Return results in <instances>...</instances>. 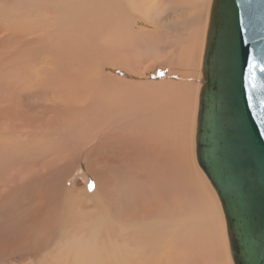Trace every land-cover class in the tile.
I'll return each instance as SVG.
<instances>
[{"label": "bare ground", "instance_id": "6f19581e", "mask_svg": "<svg viewBox=\"0 0 264 264\" xmlns=\"http://www.w3.org/2000/svg\"><path fill=\"white\" fill-rule=\"evenodd\" d=\"M211 1L72 0L74 4L68 1L67 5L37 7V17L42 19H30L44 25L43 35L54 38L78 30L77 39L84 40L73 54H64L66 60L73 55L74 61L80 62L76 53L83 48L78 51L83 60L97 62L67 70L53 55L48 62L56 61V68L53 64L40 65L38 56L32 55L30 64L22 67L40 72L46 69L44 78H54L60 93L39 118L24 115L21 107L10 101L9 91L0 93V147L10 149L18 164V172L5 174L0 170V210L7 208L10 200L22 205L14 197L28 194L22 212L19 206L15 217L4 215L0 219V264L29 255L27 251L17 253L35 242L39 245L33 250L39 257L34 264H233L220 202L205 175L204 179L195 168L189 147L192 132L195 135L192 115L196 119ZM134 14L162 22L173 39L167 41L152 32L135 30L131 23ZM140 50L143 52L138 53ZM138 54L149 58L136 59ZM155 65L171 68L160 80H144ZM111 66L118 75L126 76L113 74ZM96 96L98 108L92 110L89 102ZM92 141L94 144H90ZM94 145L101 150L97 162L131 164L148 180L142 179L144 188L125 214L112 213L111 197L100 191L101 186L91 195L92 207L84 208L82 189L74 192L54 183L69 173L74 163L67 155L69 151H88ZM24 152L31 156H24ZM43 157L50 166L37 165ZM57 159L58 164L52 166ZM59 195L62 200L55 206ZM39 214L52 220L39 226L35 220ZM46 236L54 239L53 245ZM182 254L183 261L175 260Z\"/></svg>", "mask_w": 264, "mask_h": 264}, {"label": "water", "instance_id": "95a60500", "mask_svg": "<svg viewBox=\"0 0 264 264\" xmlns=\"http://www.w3.org/2000/svg\"><path fill=\"white\" fill-rule=\"evenodd\" d=\"M195 158L214 189L233 264H264V0H212Z\"/></svg>", "mask_w": 264, "mask_h": 264}, {"label": "rangeland", "instance_id": "374dc122", "mask_svg": "<svg viewBox=\"0 0 264 264\" xmlns=\"http://www.w3.org/2000/svg\"><path fill=\"white\" fill-rule=\"evenodd\" d=\"M8 1H10V2H8ZM66 2H68L69 4H74L72 2V0H0V43H1L0 44V93H2V92L8 93V91H9L10 92V101L12 100L11 102H16L17 107H19V108L21 107L23 114L26 115L27 117H29L30 119H34V117L39 118V117L44 116V114L46 112H48V103L51 100H56L60 94L59 93V87L55 83L56 81L54 82V78H44L45 74L47 73L46 69H42V71L40 72L37 68H31V70L30 69L27 70V69H24L22 67L24 63L30 64L32 55L36 54L38 56V58L41 61L40 65H51V64H53V65H51L52 68H56L57 67L56 61L53 60V62L51 64L48 62L49 56L50 57L54 56L53 58H57V59H60L62 61L61 64L67 70L68 69H74L77 65H79V67H81L83 65V63H86L87 65H89L90 63H96L97 62V61L96 62H85L83 60V54L78 53V51H80V50L83 51V48H80L76 53L77 57L82 59L78 63H76L74 61L73 55L68 60H66V58L64 57V54H68V53L73 54L75 52V50L77 48H79L80 45H82V42L84 40L81 37L79 39H77V37H78L77 31L78 30H75V32L73 30L69 31V34L72 36V38H70L68 33H62V34L54 37L55 39L52 37L53 38L52 39L50 35H43L42 31L44 30V25H41L40 22H37L38 24H35L36 22L34 23L31 20L33 18L42 19V17H37V11H35L40 4H54L55 3L56 5H62V4L67 5L68 3L66 4ZM25 4L29 8L26 7ZM34 5H37V6L35 7ZM22 6H25L26 7L25 9L27 11H30V12L27 13V11ZM8 8H10V9H8ZM30 8H34V9L31 10ZM22 9H24V10H22ZM23 11H24V13H23ZM31 12H33V13H31ZM24 14H26V15H24ZM164 14H165V17L168 15V13H166V12ZM10 16L13 17V19ZM21 16H23V17H21ZM14 17H16V18H14ZM30 17H31V19H30ZM133 17L134 18H132L131 23L134 26L135 30H137L139 32H152V33L156 34L157 37L161 36L162 39H165L167 41H169L170 39H173L172 34H171V30H169L165 26H163L162 22H157V21H153V20H146L145 18H143L139 15H136V14H134ZM9 18H11L12 20H10ZM2 22H3V24H2ZM14 23H16V24L18 23V24L15 26ZM30 23H34V24L30 25ZM14 26H15V28H14ZM38 27H40V28H38ZM26 29H27V31H26ZM37 35H40V37ZM42 35H43V37H42ZM8 36H10V37H8ZM5 39L8 41L6 42ZM201 40H202V37H201ZM48 42H50V44ZM46 43H48L49 45ZM70 43H71V45H70ZM24 45L26 46V48ZM41 46H43V47H41ZM39 47H40V49L42 48L41 49L42 51L36 49ZM44 47L47 49H45ZM18 49H20V50H18ZM142 52H143V50L138 51V53H142ZM13 53H15V54H13ZM19 53H20V55H19ZM92 53H94V52H92ZM58 55H59V57H57ZM199 55H200V53H199ZM135 58L140 59V60H148L149 56L139 57V54H138V55H135ZM6 66L7 67L9 66L8 69H4V68H7ZM169 68H171V67H169ZM169 68L167 66H164V65H155V66L151 67V69L148 72H146L143 79L144 80H152V81L160 80L163 77L167 76V74L169 72ZM110 71L115 75L119 74V73H117L118 71L116 68L112 69V66L110 67ZM42 74H43V77H41ZM31 76L33 79L31 78ZM118 76L124 77L126 75L124 73H122L121 75H118ZM29 78H30V80L28 81ZM197 78H199V77H197ZM20 81H21V83H20ZM75 81H79V80L75 78ZM3 85H5V86L3 87ZM19 85H20V89H22V90L19 89ZM13 86H15V87L13 88ZM1 87H2V89H1ZM17 89H19L20 92ZM12 92L16 93V95L13 94ZM11 93H12V95H11ZM48 94H49V96H48ZM13 95L15 96V98L17 96V98L21 101V103H19V100L15 99L14 97L12 99L11 96H13ZM91 101L89 102L91 109L93 110V107L98 108L97 96L95 97V100H93L92 102ZM196 101H197V99H196ZM196 108H197V106H196ZM67 116H65V117H67V119H69V115H67ZM193 116H194V113L192 115V120H193V122H195L194 121L195 119ZM193 126H194V123H193ZM193 131H194V129H193ZM21 137L24 138L25 136L22 135ZM193 137L194 136H193V132H192V143L190 142V146H189L190 152H191L193 159H194L193 162H194L195 168H197L200 171V174L204 178V174L201 171V169L198 167L196 159H195V146L193 144L194 143ZM120 140H121V137H118L117 141H120ZM90 144H94V141H92ZM90 144L87 146H90ZM36 145H37V148L40 149L38 142ZM99 151L101 152L99 147L96 145L89 148L88 151H83V152H79V150L77 152L76 151H69L67 153V155L72 157L74 160V163L70 169L71 172L69 171V173H64V175L54 183H60L63 186H65L66 188L72 189L74 192L82 189L83 193L81 194V198L86 202L83 205L84 208L92 207L93 200L91 198V195L95 191V188L97 190V188H100V186H101L100 189H102V190H100V191L104 190V192H106V193L108 192L109 196L111 197V199H109V201L111 204H113L112 213L115 215H121L122 213L125 214L129 211V209H131V206L134 202V199L138 198L140 196L141 189L144 188L143 183H142V179H144L145 181L147 180V179L142 177V175H145V174H143L138 168L131 166V164H126V163L110 164L106 160L97 162L98 161V154H100ZM118 153L120 154V152H117V155H119ZM23 155L29 156V157L31 156V154L28 155L27 152H24ZM7 158H8V161L5 162L7 160ZM59 160L60 159L55 160V162L52 163V166H56L58 164ZM139 161L141 164H144V162L141 158L139 159ZM48 162H49V160L47 158L43 157L37 161V165L38 166H48V165L50 166L51 164H49ZM3 164H4L5 168L2 166ZM10 164H12L11 166L14 168L9 167ZM141 164H139V165H141ZM167 164H163L164 167ZM0 167H1L0 170L1 171L4 170L3 172L5 174H9L11 171H17L18 172V164L13 159V155H12L10 149L7 150V149L0 147ZM173 172L171 174H173ZM88 174H90L91 176L93 175L94 178H92ZM171 174H170V176H171ZM151 175L152 174L150 173L147 175V177H151ZM95 177H96V180L97 179H99V180L98 181L92 180V179H95ZM41 181L47 185L46 181H44V180H41ZM94 181L97 183L95 184ZM33 187L36 188L35 185H33ZM105 189L106 190L108 189V191H105ZM209 189L211 190L212 188H209ZM211 192H212V190H211ZM27 195L28 194L23 192V193H19L18 195H16L14 197L15 199L18 200V203L22 202V205H20V204L14 205L12 203V201L10 200L7 203V208L2 207V209L0 210V219H2V216H4V215L10 216V218L15 217L16 213L18 212L17 208L19 206H20L19 207L20 212H22L21 209L25 208V206L27 205L26 204V202L28 200ZM61 200H62V197L60 195L57 196V198L54 202V205L56 206L58 203L61 202ZM111 200H112V202H111ZM127 204H129V206L131 205L130 208H129V206L127 208ZM218 208H219V206H218ZM56 212L57 211H54L53 215H55ZM4 219H6V218H4ZM35 220H36V222L38 220L40 222L39 226H42V224L44 222H46V220L51 221L52 219L49 216H48V218H46L45 214H39L38 218ZM38 223H36V224H38ZM49 225L52 226V224H49ZM46 241L49 244H52V243L54 244V242H53L54 239L51 236H46ZM35 243H37V244L35 245ZM35 243H32V245H31L32 247L28 248L29 250L25 249L24 251L22 250V251H19L18 253L16 252L17 254H20L22 252L27 251L28 253H30L29 255H20V257L15 256V258L9 259L7 261V264H34L35 258L39 257V255H37L36 251L33 250L34 247L39 245L38 242H35ZM120 245H122V244L120 243ZM31 250H33V252H31ZM27 252H25V253H27ZM34 253H35V255H34ZM227 255H228V251H227ZM228 257H229V255H228ZM178 258H180L183 261L184 255L183 254L179 255L178 257L175 258V260ZM229 260H230V258H229Z\"/></svg>", "mask_w": 264, "mask_h": 264}]
</instances>
